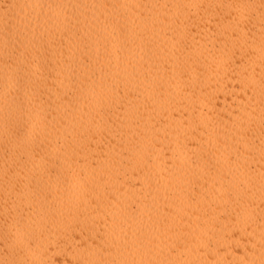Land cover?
Returning <instances> with one entry per match:
<instances>
[{
	"label": "bare ground",
	"instance_id": "6f19581e",
	"mask_svg": "<svg viewBox=\"0 0 264 264\" xmlns=\"http://www.w3.org/2000/svg\"><path fill=\"white\" fill-rule=\"evenodd\" d=\"M0 264H264V0H0Z\"/></svg>",
	"mask_w": 264,
	"mask_h": 264
}]
</instances>
